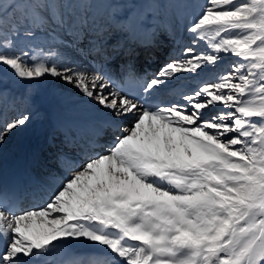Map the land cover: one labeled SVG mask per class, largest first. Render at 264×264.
Instances as JSON below:
<instances>
[{
    "label": "snow or ice",
    "instance_id": "6c2138e0",
    "mask_svg": "<svg viewBox=\"0 0 264 264\" xmlns=\"http://www.w3.org/2000/svg\"><path fill=\"white\" fill-rule=\"evenodd\" d=\"M72 2L0 0V97L8 80L51 77L106 113L90 137L99 151L68 164L56 150L68 174L38 207H20L0 180V264H264V0H204L185 24L191 46L145 80L131 64L89 75L57 50L19 46L83 31ZM148 2L113 10L106 31L145 49L170 35L187 0ZM224 57L225 70L193 91L154 95ZM117 74L125 87L110 90ZM31 118L0 123V144Z\"/></svg>",
    "mask_w": 264,
    "mask_h": 264
},
{
    "label": "bare ground",
    "instance_id": "6f19581e",
    "mask_svg": "<svg viewBox=\"0 0 264 264\" xmlns=\"http://www.w3.org/2000/svg\"><path fill=\"white\" fill-rule=\"evenodd\" d=\"M137 4V11H145L142 6V0H137ZM72 15L77 17L78 13L74 11ZM180 25H182L181 21H171V32L174 34L175 40H170V42L173 41L172 51L174 52V55H170V60L171 58H177L183 55L182 50L184 48V42L183 39L180 40V38L177 37L181 34ZM96 29L98 28H95L93 31ZM86 30L87 27L83 31L77 28V35L71 37L63 34L59 35L63 36L70 43V45H68L65 43V40V42H61L57 45L64 46L66 50V52L60 53L61 56L67 61H74V67L78 66L80 70L86 71L89 75L111 73L116 69L115 66L117 63L115 61H102L103 58H101L100 61L104 62V65L97 64L96 67H94L90 63V60L95 56L89 58L87 61L83 58L84 56L81 55V51L73 48V46L78 45V43L80 46H84L85 44L90 45L94 42L92 47L99 48H103L107 45L105 42L94 38L96 36L100 37L102 31L99 30L96 36H86ZM78 36L90 39L82 41V39H78ZM142 36L147 38L144 34H137L135 39ZM125 39L127 38L125 37ZM119 40L120 37L117 41ZM85 48V50H88V46H85ZM125 52H128V44L124 48L123 53H119L118 57H123L126 54ZM94 59H96V57ZM76 60L78 63L85 66L81 68ZM160 60L164 63V59L157 54L154 56L152 63H155L156 67H158V62ZM146 69L150 72L151 68ZM188 74L189 73L177 74L176 77L184 76L183 79L170 81L168 91L157 92L154 95L164 96L165 93H172L174 90L178 91L180 87L193 86L187 83V80H189L188 76H190ZM42 79L50 83V79L52 78L46 77ZM53 82L62 83V88H59L58 96L61 105L55 106L54 104H49L43 107L42 110L35 111L31 116L30 122L26 126L18 128L12 133L9 140L10 142L7 145L0 144V157H2V162L0 164V180H2L4 185L7 179L17 176V182L20 185L22 184L17 190L20 188L19 193L22 194L24 190L28 189L26 192H29L31 196L29 201L36 207L41 205L48 198L50 192L55 190L60 180L68 174L65 171L64 163L57 165L55 160L56 150L60 149L64 152L68 164H71L73 161L78 164L85 156L92 155L95 151H99L98 148H94L90 143V137L92 129L102 123L106 116V113L98 109L93 102L80 95L72 85L52 79V83ZM112 89L113 88L110 87V90ZM15 95L16 94L10 89L6 92V97L9 101H12L13 104L19 101V98L15 99ZM173 97L164 99V102L174 100ZM58 133L60 136H58ZM78 145L80 146L78 151L71 152L76 150ZM34 177H36V180L45 181L50 185L45 192L35 197L31 195L35 194L32 190L34 188Z\"/></svg>",
    "mask_w": 264,
    "mask_h": 264
},
{
    "label": "rangeland",
    "instance_id": "374dc122",
    "mask_svg": "<svg viewBox=\"0 0 264 264\" xmlns=\"http://www.w3.org/2000/svg\"><path fill=\"white\" fill-rule=\"evenodd\" d=\"M203 2L204 0H187L186 5L182 9L179 10V16H180L179 20L176 19L175 17L171 19V21H176V22L181 21L182 23V25H180L181 34L177 37L180 38V40L183 39L184 47L191 46V40H192L191 35L185 31L186 21L188 18L192 16L193 13L199 11V5L202 4ZM96 6L98 7L97 10H95ZM142 6L145 10H147L150 7L148 0H142ZM127 8H134L138 10L137 0L135 3H133L132 0H73L70 10H71V13H73L74 11L78 13L76 18L87 20V30H86L87 33H91V30L95 29L94 27L96 28L98 27L97 24L93 25V22H95L94 20L98 19V20L103 21V25L101 26V28L102 30H104V32H106L104 39H109L108 41L110 42V44H113L109 47V49L107 45H106L107 47L105 46L104 48V50L106 49L109 53H111V55H109L107 58V60H110L111 58L119 54L120 52L119 48L116 49V52H112V49L117 44V39L120 37L119 44L122 45L123 39L125 37L123 35L122 36L114 35L113 32L111 31H106L108 21L111 17V14L113 13V10H116L117 12L122 14L123 10ZM101 28L99 27V30H101ZM37 35H38L37 40L35 41L23 40L19 42V46L24 47L25 45L30 44L34 47L43 48L45 51L51 48V49L57 50L61 54L62 52H66L64 46L62 45L57 46L61 42H65L66 39L63 36L58 35L56 37H50L44 33H37ZM167 37H173V38H167ZM160 38H161V42L157 46L156 51L159 53L162 59H164V63L162 62V60L158 62L156 73L167 61L170 60L169 58L170 55H174V53L171 54L172 52L171 45L173 44V41L170 42V40H175L174 34L171 32L170 35L160 36ZM108 41L106 40V42ZM129 42L131 43L132 41H129ZM203 50H207L205 43L198 42L197 51L199 52ZM182 56L177 57V58H182ZM171 59H174V58H171ZM231 59H235V58L233 57ZM144 61L146 62L148 61L147 57L144 58ZM228 62H229V58L224 57L221 64L218 65L217 68L214 70L211 67H209L205 69V71L202 72L199 76L192 74V77L189 73L188 75L190 76H188V78L190 81H187V82L195 84L194 86L195 88H197L204 81L212 78L213 72L218 74L219 72L224 71L225 66ZM78 64L81 66V68L85 66L80 63ZM146 64L150 65V63H146ZM181 78H183V76ZM52 79H50L51 80L50 83L47 82L45 79L32 80V81L16 80L14 83L11 80H8L5 85L7 89H10L11 91H13L16 94V97L22 98L23 101L19 100V102H17L16 105H13L11 103L7 104L5 97L4 96L0 97V110H1L0 116L5 115L6 117L11 119L15 117L16 115H19L21 112L30 113L32 116L35 111L42 110L43 107H46L49 104L60 106L61 102L58 96H59V88H62V83H59V82L52 83ZM182 88L180 89L188 90V87H186L187 89L186 88L182 89ZM171 95L172 94L169 93L166 95V97L169 98L171 97ZM5 106H7L8 108L11 107V110H13V112L12 113L8 112L7 111L8 109L5 108ZM211 111H213V109H209V112ZM12 133L8 134L5 137V140L2 143V145H7L10 142L9 140H10ZM0 156H1V153H0ZM1 162H2V158H0V164Z\"/></svg>",
    "mask_w": 264,
    "mask_h": 264
}]
</instances>
